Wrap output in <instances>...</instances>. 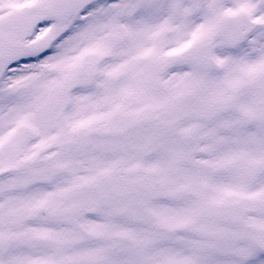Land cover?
Wrapping results in <instances>:
<instances>
[{
  "label": "snow or ice",
  "instance_id": "6c2138e0",
  "mask_svg": "<svg viewBox=\"0 0 264 264\" xmlns=\"http://www.w3.org/2000/svg\"><path fill=\"white\" fill-rule=\"evenodd\" d=\"M0 264H264V0H0Z\"/></svg>",
  "mask_w": 264,
  "mask_h": 264
}]
</instances>
